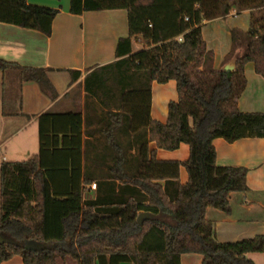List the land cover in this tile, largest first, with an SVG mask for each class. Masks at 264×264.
Segmentation results:
<instances>
[{
	"label": "trees",
	"instance_id": "16d2710c",
	"mask_svg": "<svg viewBox=\"0 0 264 264\" xmlns=\"http://www.w3.org/2000/svg\"><path fill=\"white\" fill-rule=\"evenodd\" d=\"M259 8L264 0H70L73 14L127 12L129 34L119 38L116 59L84 77L87 97L104 113L99 132L111 150L102 155L111 165L105 179L95 182V198L84 199L95 179L83 171L82 115L41 113L38 154L0 164V234L6 240L0 244V262L19 255L24 264H181L183 254L196 253L202 264H256L245 254L263 252L264 235L218 241L206 211L229 212V194L247 190L248 169L217 165L213 140L264 136V113L237 106L246 85L245 65L252 62L264 75V32L254 25L242 35L233 31V50L216 67L202 25L231 9ZM58 11L27 0H0V22L48 36ZM133 38L146 46L133 51ZM241 46L235 69L224 71ZM8 69L55 96L44 68L0 58V70ZM69 72L72 80L80 76L78 70ZM169 80L176 82L178 99L169 102L167 120L160 122L150 116L151 83ZM125 132L133 154L119 142ZM150 141L164 150L185 143L188 158L158 160ZM181 166L187 172L184 183ZM141 212L149 216L138 221ZM30 240L46 245L28 247Z\"/></svg>",
	"mask_w": 264,
	"mask_h": 264
},
{
	"label": "crops",
	"instance_id": "0c3cea01",
	"mask_svg": "<svg viewBox=\"0 0 264 264\" xmlns=\"http://www.w3.org/2000/svg\"><path fill=\"white\" fill-rule=\"evenodd\" d=\"M30 4L57 8L51 34L0 22V58L20 66L44 68L53 86L55 96L44 93L35 81H24L16 69L0 70V164L3 161L28 160L39 152L38 116L45 112L63 113L77 111L82 115V166L95 179H105L111 165L108 153L111 149L99 132L104 123L100 119L101 106L93 97H87L84 77L95 66L110 63L116 59V45L121 37L129 34L125 9L92 10L81 14L70 12V0H27ZM264 8L235 12L230 10L225 17L203 21L202 36L208 49L214 53V65L220 66L233 50L232 32H246L253 24L251 18ZM258 17V16H257ZM232 18L235 21L224 30L230 36V43L223 42L222 32L205 37L204 27L210 23ZM259 18L255 19L258 21ZM243 31H240L239 29ZM140 38H133V51L141 49ZM243 48V46H241ZM241 47L235 54L242 53ZM221 49H224L220 52ZM80 71L72 80L69 70ZM246 85L237 99L242 112L264 113V75L254 70V64L245 65ZM178 93L175 80L165 83L152 81L150 116L160 122L168 117V104L176 101ZM105 109V108H104ZM132 135V132L130 133ZM130 154L127 132L119 138ZM131 142V138H130ZM216 164L219 166H243L248 169L247 190L231 192L228 196L230 211L224 212L208 207L206 218L211 220L218 241L232 242L264 235V136L246 137L228 142L218 137L213 140ZM158 160L184 161L189 155V146L181 143L175 150L157 148L154 141L148 143ZM179 180L186 182L187 172L179 169ZM95 189L87 185L84 199H93ZM245 256L256 264H264L263 252H250ZM0 264H24L19 255H14ZM181 264H202V257L196 253L181 256Z\"/></svg>",
	"mask_w": 264,
	"mask_h": 264
},
{
	"label": "rangeland",
	"instance_id": "374dc122",
	"mask_svg": "<svg viewBox=\"0 0 264 264\" xmlns=\"http://www.w3.org/2000/svg\"><path fill=\"white\" fill-rule=\"evenodd\" d=\"M258 11H260V12H258V13H256V14H254V12H252V14H251V18L253 19V21H252V23H255V19L256 18H259V20L256 22V25H254V26H256V27H262V28H260V29H262L261 31H260V33H262V32H264V9H262V10H258ZM258 16V17H257ZM235 20L234 19H232V18H227V19H225V20H223V21H219V22H214V23H210V24H208V25H206L205 27H204V30H203V34H204V36L207 38V37H209L210 38V36L211 35H213L216 31L219 33H221L222 32V35H223V42H225V44L228 42V43H230V41H231V39H230V36H226V33H225V31H219V29H218V25H219V27H222L224 30L226 29V26L227 25H230V24H232V22H234ZM251 26H253V24L251 25ZM237 29H239V28H237ZM240 31H243L242 29H239ZM215 33V34H218V33ZM243 33H245V32H242V33H240L241 35L243 34ZM214 34V35H215ZM146 46V43H145V41H143V40H141L140 41V45H139V47H141V48H143V47H145ZM241 49H244V46H243V48L241 47ZM224 49H221L220 50V52L221 51H223ZM243 51V50H242ZM226 60V59H225ZM224 60V61H225ZM223 61V62H224ZM27 246L28 247H33V248H40V247H43V246H45L46 244H44V243H41V242H37V241H27Z\"/></svg>",
	"mask_w": 264,
	"mask_h": 264
},
{
	"label": "water",
	"instance_id": "95a60500",
	"mask_svg": "<svg viewBox=\"0 0 264 264\" xmlns=\"http://www.w3.org/2000/svg\"><path fill=\"white\" fill-rule=\"evenodd\" d=\"M239 55H240L239 53H236L229 61H227L223 65L222 69L224 71H227V72L233 71L235 69V67H236V59H237V57ZM147 216H149V213H147V212H141L137 216V220L138 221H141L143 218H145ZM5 241H6L5 238L0 234V244L3 243V242H5Z\"/></svg>",
	"mask_w": 264,
	"mask_h": 264
},
{
	"label": "built area",
	"instance_id": "2783aa9c",
	"mask_svg": "<svg viewBox=\"0 0 264 264\" xmlns=\"http://www.w3.org/2000/svg\"><path fill=\"white\" fill-rule=\"evenodd\" d=\"M179 39H180V38H179ZM90 187L93 188V189H95V188H96V183H91V184H90Z\"/></svg>",
	"mask_w": 264,
	"mask_h": 264
}]
</instances>
